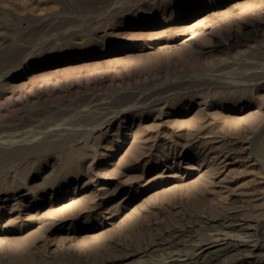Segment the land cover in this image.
Here are the masks:
<instances>
[{
    "label": "rangeland",
    "instance_id": "1",
    "mask_svg": "<svg viewBox=\"0 0 264 264\" xmlns=\"http://www.w3.org/2000/svg\"><path fill=\"white\" fill-rule=\"evenodd\" d=\"M220 230L264 244V0H0V264Z\"/></svg>",
    "mask_w": 264,
    "mask_h": 264
},
{
    "label": "bare ground",
    "instance_id": "2",
    "mask_svg": "<svg viewBox=\"0 0 264 264\" xmlns=\"http://www.w3.org/2000/svg\"><path fill=\"white\" fill-rule=\"evenodd\" d=\"M124 100V99H123ZM125 103V102H124ZM121 104V103H120ZM83 138V137H82ZM39 146V145H38ZM37 147V146H36ZM42 147V146H41ZM23 148V147H21ZM25 148V147H24ZM29 148V147H28ZM40 148V146L38 147ZM27 149V147H26ZM32 149V148H31ZM37 150V149H36ZM227 152V151H226ZM228 153V152H227ZM218 157V156H217ZM225 157V156H223ZM257 160V159H256ZM256 162V161H255ZM252 163V162H251ZM206 213V212H205ZM242 214V213H241ZM263 214V213H262ZM234 215V214H233ZM238 215V214H237ZM240 215V214H239ZM224 216V215H223ZM221 216V217H223ZM207 217V216H206ZM238 218V216H236ZM190 218V217H189ZM245 218V217H244ZM213 219V218H212ZM226 219V218H224ZM222 220V219H221ZM220 220V221H221ZM249 220V218H248ZM244 221V220H243ZM191 222V221H190ZM211 222V221H210ZM249 221H244V222H238V226H240L241 228H250L252 226V223H248ZM229 223V222H228ZM254 223V222H253ZM231 224V223H230ZM234 224V223H233ZM236 226V225H235ZM176 227V226H175ZM228 227V226H227ZM183 228V227H182ZM211 228V227H210ZM177 229V228H176ZM191 229V227H190ZM198 229V228H197ZM175 230V229H174ZM178 230V229H177ZM181 230V229H180ZM194 230V229H192ZM212 230V229H211ZM214 230V228H213ZM212 230V231H213ZM218 230V229H217ZM237 230V229H236ZM242 230V229H241ZM189 231V230H188ZM207 231V230H206ZM210 231V229H209ZM183 232V230H182ZM192 232V231H191ZM190 232V233H191ZM202 232V231H201ZM211 232V231H210ZM214 232V231H213ZM218 232V233H217ZM216 233L212 234L211 236H206L208 239L205 241L200 242L198 245V248L193 251H186L185 250H174V252L172 250L173 253H169L167 255H162L159 256L158 258H154L152 260L147 261L144 264H200L203 262V258L207 259L206 264H222L221 259L223 258V255L227 254L228 252L230 253V251H235L237 250H241L243 249V246L247 248H250L249 254L250 255H256L262 256L260 253L261 251L264 249V244H260L258 243V241H256L255 238H251L250 234L244 235L245 232H243V234H236L233 235L231 232L229 231H217ZM234 232V231H233ZM239 232V231H238ZM241 232V231H240ZM181 233V232H178ZM177 233V235H178ZM174 234V233H173ZM195 235V234H194ZM209 235V234H208ZM201 236V235H200ZM205 237V239H206ZM163 238V236H162ZM171 238V237H170ZM158 239V238H157ZM194 239V238H193ZM170 240V239H169ZM199 240V239H198ZM225 240V242H222ZM164 241V240H163ZM167 241V240H166ZM165 241V242H166ZM194 241V240H193ZM192 241V242H193ZM196 241V240H195ZM201 241V240H200ZM252 241V242H250ZM171 242V241H169ZM199 242V241H197ZM179 243V242H178ZM211 243V244H210ZM160 244V243H159ZM176 244V243H175ZM181 244V243H180ZM197 244V243H195ZM208 244V245H207ZM165 245V244H164ZM174 245V244H173ZM177 245V244H176ZM179 245V244H178ZM214 245L215 248H209L211 246ZM183 246V245H182ZM189 246V245H187ZM192 246V245H191ZM194 246V245H193ZM186 247V246H185ZM188 248V247H187ZM189 249V248H188ZM192 249V248H191ZM231 251V252H232ZM169 252V251H168ZM240 254V252H237ZM235 253V254H237ZM243 253V251L241 252ZM163 254H165L163 252ZM235 254H233L230 257L236 256ZM238 254V255H239ZM260 254V255H259ZM177 255V256H176ZM225 257V256H224ZM239 262V261H238ZM224 264V263H223ZM228 264V263H227ZM249 264H264V260H262V257L260 258H254V259H250L249 260Z\"/></svg>",
    "mask_w": 264,
    "mask_h": 264
}]
</instances>
